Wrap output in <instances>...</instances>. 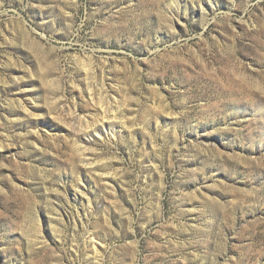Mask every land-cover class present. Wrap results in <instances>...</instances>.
Wrapping results in <instances>:
<instances>
[{"label": "rangeland", "instance_id": "374dc122", "mask_svg": "<svg viewBox=\"0 0 264 264\" xmlns=\"http://www.w3.org/2000/svg\"><path fill=\"white\" fill-rule=\"evenodd\" d=\"M0 264H264V0H0Z\"/></svg>", "mask_w": 264, "mask_h": 264}]
</instances>
